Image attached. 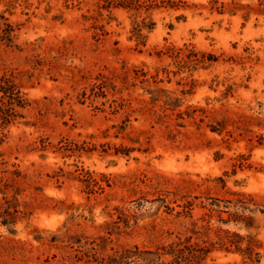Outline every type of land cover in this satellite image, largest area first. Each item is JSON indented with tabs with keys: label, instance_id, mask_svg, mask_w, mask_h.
Here are the masks:
<instances>
[{
	"label": "rangeland",
	"instance_id": "rangeland-1",
	"mask_svg": "<svg viewBox=\"0 0 264 264\" xmlns=\"http://www.w3.org/2000/svg\"><path fill=\"white\" fill-rule=\"evenodd\" d=\"M104 1L0 0V85L24 103L0 128V264L186 238L214 247L204 264H251L226 233L264 264L263 15Z\"/></svg>",
	"mask_w": 264,
	"mask_h": 264
},
{
	"label": "trees",
	"instance_id": "trees-1",
	"mask_svg": "<svg viewBox=\"0 0 264 264\" xmlns=\"http://www.w3.org/2000/svg\"><path fill=\"white\" fill-rule=\"evenodd\" d=\"M106 6L104 9L120 8L128 12L145 13L166 9H178L184 5L183 0H105ZM212 10L218 14H224L225 11L234 15L242 11L243 18H247L251 12L264 17V0H256L254 5H242L231 1L229 4L218 3L216 0L211 1ZM142 26H136L134 36L137 39H142L141 31L146 27L151 31L154 24L148 25L142 23ZM0 128L9 126L15 118L18 117L17 108H22L24 103L19 97L18 92L14 86L6 83L4 86L0 85ZM2 208L0 206V216L2 215ZM6 213V212H4ZM222 223L223 220H220ZM6 225V224H5ZM226 237V241L219 246L220 250L227 253L234 252L246 258L251 264H259V254L254 252L249 241H246L244 247H241V242L245 241L237 235ZM237 238V241L230 239ZM233 248V250H231ZM214 247L207 245L206 242L202 244L191 243V238H186L183 242L171 243L168 245H159L154 249L139 248L137 246L125 247L119 251H115L110 255L100 258L98 264H204L208 256L214 251Z\"/></svg>",
	"mask_w": 264,
	"mask_h": 264
}]
</instances>
